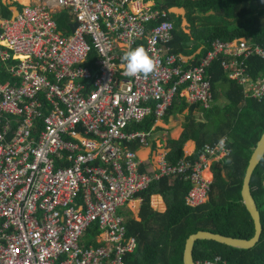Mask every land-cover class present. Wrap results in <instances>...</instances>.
<instances>
[{
    "label": "built area",
    "instance_id": "built-area-1",
    "mask_svg": "<svg viewBox=\"0 0 264 264\" xmlns=\"http://www.w3.org/2000/svg\"><path fill=\"white\" fill-rule=\"evenodd\" d=\"M66 10L75 31L60 28ZM172 14L151 0H44L1 24L0 264H127L138 240L120 211L153 183L183 179L187 206L208 201L211 160L230 156L228 140L223 152L207 144L176 163L161 152L156 170H141L134 146H149L152 131L132 126L164 120L186 91L209 108L208 70L221 56L230 79L263 101L264 72L254 77L241 58L264 60V47L217 40L187 67L171 47ZM137 47L155 74L122 75L123 54ZM196 263L229 264L221 255Z\"/></svg>",
    "mask_w": 264,
    "mask_h": 264
},
{
    "label": "trees",
    "instance_id": "trees-1",
    "mask_svg": "<svg viewBox=\"0 0 264 264\" xmlns=\"http://www.w3.org/2000/svg\"><path fill=\"white\" fill-rule=\"evenodd\" d=\"M156 2L157 8L161 10H187L192 31L186 33L182 27L183 17L172 14L176 31L171 47L176 54L191 55L205 46L193 65H197L201 58L213 50L217 40L233 42L245 38L252 44L264 47V8L256 9L261 2L264 4V0ZM57 17L60 28L69 31L72 20L68 10L60 12ZM190 42L196 45L188 50ZM241 59L247 63L254 77H260V71L264 72V60L257 57ZM223 60L221 56L208 70L207 80L211 82L212 93L210 107L205 108L202 104L190 106L185 133L179 140L171 141L167 160L176 163L185 158V143L193 137L197 138L198 153L189 159H195L207 144H216L221 137H227L231 154L212 165L211 192L208 201L202 206L193 208L186 205L185 197L190 184L183 179L170 182L164 178L140 194L144 201L143 221H130L128 224L129 235L137 238L138 248L126 258L127 264H185L187 241L199 231L241 239H252L256 235L255 221L243 203L242 186L250 160L264 134V100L248 97L245 88L230 79ZM4 70L0 67V81L8 80ZM185 107L188 105L185 104ZM195 111H199V117ZM155 124V118L149 117L132 126V129L149 131ZM250 189L264 227V158L252 175ZM154 194L165 198L169 205L167 213L153 210L150 198ZM218 255L228 260L229 264H264V232L261 242L250 250L233 248L214 240L196 242V262Z\"/></svg>",
    "mask_w": 264,
    "mask_h": 264
},
{
    "label": "crops",
    "instance_id": "crops-1",
    "mask_svg": "<svg viewBox=\"0 0 264 264\" xmlns=\"http://www.w3.org/2000/svg\"><path fill=\"white\" fill-rule=\"evenodd\" d=\"M43 1L44 0H0V24L8 20H15L25 6H37L42 4ZM151 1L157 3L156 0ZM171 10L177 17H183L182 27L186 33L190 34L192 28L187 18V10L184 8H172ZM181 10L183 12H180ZM182 14H184V16ZM189 44L188 50H191L196 45L195 42H190ZM204 48L205 46H201L195 53L191 55H179L183 57L185 65L190 67L193 66L197 56L202 53ZM0 49H3V47L1 46ZM188 97V91H186V93L183 95H179L168 117L164 120L158 121L151 128L152 135L149 138V146H134L137 151L138 159L143 163V170H156L159 154L161 152L168 154L171 151V141L179 140L183 137L185 133V123L187 122L188 115L190 114L191 110L190 106L192 105L189 103ZM185 104H187L188 107H185ZM195 114L198 117L200 116L199 111H195ZM197 147V138L193 137L191 140L185 143V156L191 157L192 155L198 153ZM221 159L224 158H212L211 162H219ZM210 173H212V171ZM150 202L154 211L161 214L167 213L169 205L162 195H152ZM143 203L144 201L140 196L135 198L127 207L121 209L120 213L124 217L127 227L130 221H143Z\"/></svg>",
    "mask_w": 264,
    "mask_h": 264
},
{
    "label": "water",
    "instance_id": "water-1",
    "mask_svg": "<svg viewBox=\"0 0 264 264\" xmlns=\"http://www.w3.org/2000/svg\"><path fill=\"white\" fill-rule=\"evenodd\" d=\"M71 26H72V30L75 31L79 26V22L76 21ZM263 158H264V134L261 140L259 141V144L250 160V164L247 169V172L245 173L243 186H242L243 203L246 206L248 212L251 213L255 221L256 235L252 239H241V238L226 236L223 234H217L210 231H199L198 233L191 235L187 241L186 251H185V264H197L194 259V249L196 242L200 240H214L233 248L245 249V250L253 249L261 242L264 232V227L262 223V217L260 215L257 204L251 193L250 181L252 175L254 174L255 170L262 162Z\"/></svg>",
    "mask_w": 264,
    "mask_h": 264
},
{
    "label": "clouds",
    "instance_id": "clouds-1",
    "mask_svg": "<svg viewBox=\"0 0 264 264\" xmlns=\"http://www.w3.org/2000/svg\"><path fill=\"white\" fill-rule=\"evenodd\" d=\"M122 75L125 77H148L157 71V62L149 55L144 47L126 51L121 58ZM227 137H221L216 145L217 151L223 152ZM206 151H211L207 147ZM230 162V161H229Z\"/></svg>",
    "mask_w": 264,
    "mask_h": 264
},
{
    "label": "rangeland",
    "instance_id": "rangeland-1",
    "mask_svg": "<svg viewBox=\"0 0 264 264\" xmlns=\"http://www.w3.org/2000/svg\"><path fill=\"white\" fill-rule=\"evenodd\" d=\"M263 8H264V4L261 2L260 6H258V8H256V9L261 10ZM180 12H183V11L181 10ZM182 15L184 16V14H182ZM207 174H208V177L211 178V174L210 173H207Z\"/></svg>",
    "mask_w": 264,
    "mask_h": 264
}]
</instances>
